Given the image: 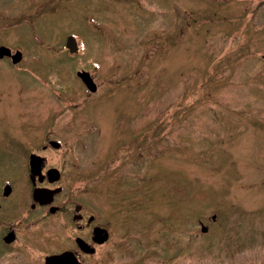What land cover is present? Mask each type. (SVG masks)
I'll use <instances>...</instances> for the list:
<instances>
[{
	"label": "rangeland",
	"instance_id": "374dc122",
	"mask_svg": "<svg viewBox=\"0 0 264 264\" xmlns=\"http://www.w3.org/2000/svg\"><path fill=\"white\" fill-rule=\"evenodd\" d=\"M0 47L21 54L0 59L19 168L74 172L109 223L87 264H264V0H0Z\"/></svg>",
	"mask_w": 264,
	"mask_h": 264
},
{
	"label": "flooded vegetation",
	"instance_id": "af4514ba",
	"mask_svg": "<svg viewBox=\"0 0 264 264\" xmlns=\"http://www.w3.org/2000/svg\"><path fill=\"white\" fill-rule=\"evenodd\" d=\"M1 60L10 61L5 57ZM5 109L10 110L12 115L8 114L7 119L0 111L3 120L0 125L7 120L9 122L8 126L0 129V144H12L14 149H7L5 153L16 159L0 169V226L3 228L0 250L8 254L5 259L0 257V264L26 262V255L29 254L26 252L33 250L39 243L47 246L44 250H48L42 257L43 264L45 258L60 255L67 257L71 262L69 264H87L85 258L109 241V223L100 221L96 209L76 195L78 187L73 179L74 172H65L60 166L48 165L44 156L39 154L41 152L29 153L25 168H19V146L14 132H19V127L13 109ZM51 132L48 130L44 134V143L40 147L45 153L63 148L61 138H54ZM51 143L57 144V148ZM31 155L40 159L39 168H30ZM34 191L43 192L45 200H34ZM26 207L25 213L31 215L27 221L21 219L23 213L19 216ZM95 233H100L98 239H95ZM103 237L106 239L101 241Z\"/></svg>",
	"mask_w": 264,
	"mask_h": 264
},
{
	"label": "water",
	"instance_id": "95a60500",
	"mask_svg": "<svg viewBox=\"0 0 264 264\" xmlns=\"http://www.w3.org/2000/svg\"><path fill=\"white\" fill-rule=\"evenodd\" d=\"M65 49L68 51L69 54H74L77 50L76 44H75V40L72 36H68L66 38L65 41ZM10 58L11 63L12 64H16L21 60V54L18 51H15L13 54L10 53L9 49L4 48V47H0V59L1 58ZM77 78L80 79V81L82 82V84L85 86V88L91 93L94 92L96 87L93 84V82L91 81L89 75L82 71L81 73H77ZM53 144L54 147L57 148V144L51 143ZM37 158V157H35ZM34 157H30L29 159V166L31 169H37L39 168V166H36L34 161L38 160L35 159ZM40 160V159H39ZM51 172H55L54 170H52ZM33 198L34 200L37 201H43L46 198V195H44L43 192L41 191H34L33 192ZM214 217L212 216V219ZM200 232L201 233H205L206 232V228L203 227L202 225H200ZM100 235V233H95V239H98V236ZM101 241H104L106 239V237L101 238ZM67 264V263H71L70 260H67V257L60 255V256H54V257H47L44 260V264Z\"/></svg>",
	"mask_w": 264,
	"mask_h": 264
},
{
	"label": "bare ground",
	"instance_id": "6f19581e",
	"mask_svg": "<svg viewBox=\"0 0 264 264\" xmlns=\"http://www.w3.org/2000/svg\"><path fill=\"white\" fill-rule=\"evenodd\" d=\"M66 264V263H65ZM67 264H69V263H67Z\"/></svg>",
	"mask_w": 264,
	"mask_h": 264
}]
</instances>
